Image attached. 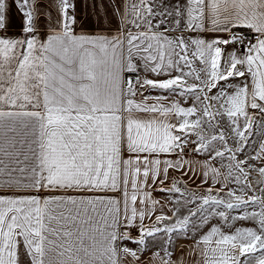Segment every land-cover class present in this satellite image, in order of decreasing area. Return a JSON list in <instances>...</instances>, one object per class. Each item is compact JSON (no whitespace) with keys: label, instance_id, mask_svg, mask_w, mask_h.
I'll return each mask as SVG.
<instances>
[{"label":"snow or ice","instance_id":"1","mask_svg":"<svg viewBox=\"0 0 264 264\" xmlns=\"http://www.w3.org/2000/svg\"><path fill=\"white\" fill-rule=\"evenodd\" d=\"M185 256L264 264V0H0V264Z\"/></svg>","mask_w":264,"mask_h":264},{"label":"crops","instance_id":"2","mask_svg":"<svg viewBox=\"0 0 264 264\" xmlns=\"http://www.w3.org/2000/svg\"><path fill=\"white\" fill-rule=\"evenodd\" d=\"M105 2H107V0H105ZM78 7H79L80 15H81L82 18L91 19V9L90 8H85L83 2H79L78 3ZM92 26L93 25H89V27H92ZM112 27L115 28V22L113 23ZM222 171H223V169H222ZM202 187L206 188L207 185H203ZM217 187H219V185H217ZM189 243H190V241L178 240L176 242V244H177V254H179L181 250L186 249L187 245ZM185 260H186L187 264H191V259L189 257L185 256Z\"/></svg>","mask_w":264,"mask_h":264},{"label":"rangeland","instance_id":"3","mask_svg":"<svg viewBox=\"0 0 264 264\" xmlns=\"http://www.w3.org/2000/svg\"><path fill=\"white\" fill-rule=\"evenodd\" d=\"M231 143V141H229ZM203 190V187L201 188V191ZM199 194V193H198ZM223 195V193L221 194ZM235 214V213H234ZM218 221L212 220V223H217ZM234 224V227L231 228V231H235L236 228H247L252 227V224L246 220H235L232 222Z\"/></svg>","mask_w":264,"mask_h":264}]
</instances>
